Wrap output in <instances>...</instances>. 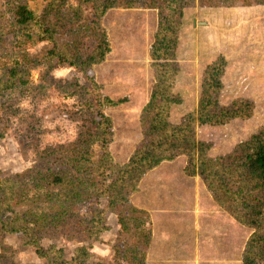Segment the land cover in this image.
Returning <instances> with one entry per match:
<instances>
[{
    "label": "trees",
    "instance_id": "1",
    "mask_svg": "<svg viewBox=\"0 0 264 264\" xmlns=\"http://www.w3.org/2000/svg\"><path fill=\"white\" fill-rule=\"evenodd\" d=\"M34 1L0 0V112L11 109L17 96L46 97L63 91L65 96L75 97L77 108L70 118L80 122L84 132L72 141L43 145L41 118L32 114L20 119L24 125L14 136L23 154H33V163L19 172L0 170V236L14 237L19 248L32 247L42 264H86L92 256V244L108 230L106 214L112 213L119 224L111 245L114 264H146L150 239L143 226L149 217L146 209L134 205L132 196L152 167L185 155L190 161L187 172L201 179L216 208L251 230L243 244L238 243L240 251L229 245L227 252L238 251L241 264H264V127L219 156L208 155L207 144L194 139L195 126H223L244 117L249 108L248 103L234 108L219 101L228 63L224 54L203 69L194 110L172 120L173 107L181 103L175 89L179 71L176 46L184 9L194 0H73L99 11L140 4L157 16L148 50L153 78L148 99L139 111L140 138L127 166L112 173L108 139H91L95 138L92 131L99 127L105 129L103 135L109 134L102 113L115 103L92 81L93 72L85 68L89 62L84 53L69 40L53 41L57 30L50 14L72 0H41V14ZM197 2L204 9L264 5V0ZM43 42L46 45L40 52L29 53V47ZM59 65L81 72L84 82L54 77L51 71ZM35 68H41L37 83L30 80ZM6 122L0 114V138L8 129ZM86 145L98 154L83 163L89 150ZM93 204L96 207L90 209ZM86 207L89 214L81 215ZM61 227L70 230V235L66 233L69 238L75 236L87 244L74 248L69 257L54 244L44 248L40 240L48 228ZM0 264L26 263L17 261L10 248L2 246Z\"/></svg>",
    "mask_w": 264,
    "mask_h": 264
},
{
    "label": "rangeland",
    "instance_id": "2",
    "mask_svg": "<svg viewBox=\"0 0 264 264\" xmlns=\"http://www.w3.org/2000/svg\"><path fill=\"white\" fill-rule=\"evenodd\" d=\"M197 1L190 2L184 9L179 31L176 46L179 71L175 89L181 103L173 107L172 120L177 121L194 110L203 69L215 57L224 54L228 63L219 101L234 108L248 103L249 108L244 117L223 126L194 127L195 141L207 144L208 155L219 156L264 127V5L204 9ZM72 2L50 14V21L57 30L54 29L53 41L58 44L69 40L76 45L89 62L85 68L92 70V81L97 82L102 93L115 103L102 113L109 134L103 135L105 129L99 127L92 131L95 138L91 139V142H98L101 136L106 141L108 139L112 173L114 169L127 166L140 138L139 111L148 99L153 78L148 50L157 16L153 9L140 4L99 11ZM34 5L39 14L44 11L41 0L34 1ZM45 45L46 42L39 43L29 47L28 51L36 54ZM39 73L41 68L31 70L33 83L39 81ZM51 74L63 80L84 82L82 73L67 65L54 67ZM64 93H50L46 97L20 95L11 109L0 112L8 123L4 137L0 138L1 171L19 172L33 163V154H23L14 136L15 131L24 125L19 123L20 119L27 115L41 118L40 142L43 145L64 143L83 135L81 123L70 118L77 108L75 97ZM10 98L14 99L13 96ZM97 154L93 146L89 147L83 163ZM189 165V157L185 155L160 161L148 171L141 180L139 191L132 196L134 205L146 209L149 217L143 226L150 239L146 264H226L227 260L239 261L238 243L243 244L251 230L239 225L224 211L216 210L201 179L187 172ZM92 207L96 205H91L90 209ZM89 212L87 207L83 208L81 215ZM105 217L108 230L92 244V256L86 264L115 262L111 245L118 234L119 224L114 214L107 213ZM66 233L71 234L65 227L48 228L40 243L44 248L54 244L68 257L74 248L87 244L75 236L69 238ZM229 245H234V255H228ZM2 246L9 247L13 257L21 263H43L32 247L19 248L14 237L0 236V249Z\"/></svg>",
    "mask_w": 264,
    "mask_h": 264
},
{
    "label": "crops",
    "instance_id": "3",
    "mask_svg": "<svg viewBox=\"0 0 264 264\" xmlns=\"http://www.w3.org/2000/svg\"><path fill=\"white\" fill-rule=\"evenodd\" d=\"M216 210H217V208H216ZM240 250H241V248H240ZM228 255H234V254L228 253ZM226 264H241V261H240V259H239V261L238 260H227Z\"/></svg>",
    "mask_w": 264,
    "mask_h": 264
}]
</instances>
